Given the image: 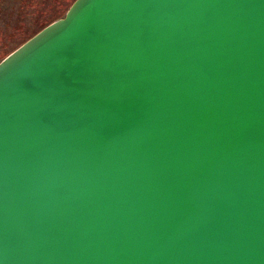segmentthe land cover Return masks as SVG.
<instances>
[{
  "label": "water",
  "instance_id": "water-1",
  "mask_svg": "<svg viewBox=\"0 0 264 264\" xmlns=\"http://www.w3.org/2000/svg\"><path fill=\"white\" fill-rule=\"evenodd\" d=\"M0 264H264V0H75L4 57Z\"/></svg>",
  "mask_w": 264,
  "mask_h": 264
},
{
  "label": "trees",
  "instance_id": "trees-1",
  "mask_svg": "<svg viewBox=\"0 0 264 264\" xmlns=\"http://www.w3.org/2000/svg\"><path fill=\"white\" fill-rule=\"evenodd\" d=\"M73 1L50 0L46 16L39 13L37 0H0V39L5 44L4 46L7 45L1 51L6 53H0V61L49 23L64 16ZM22 16L24 17L22 18ZM26 17L31 24L29 26H26ZM23 24L27 29H22ZM9 49L11 50L9 51Z\"/></svg>",
  "mask_w": 264,
  "mask_h": 264
},
{
  "label": "rangeland",
  "instance_id": "rangeland-1",
  "mask_svg": "<svg viewBox=\"0 0 264 264\" xmlns=\"http://www.w3.org/2000/svg\"><path fill=\"white\" fill-rule=\"evenodd\" d=\"M39 1V8L41 9V10H43V9H48V5H49V0H38ZM65 7V6H64ZM46 16H47V14H45ZM21 17V16H20ZM24 16H22V18H23ZM22 18H21V20H22ZM29 25H31L30 23H29V19H27V17H26V26H29ZM24 24L21 26L22 27V29H27V27H26ZM5 44L3 43V41L0 39V53H6L5 51L4 52H1L2 50H4L5 48H6V46H4ZM14 45L16 46V42L14 43ZM12 49V48H11ZM11 49H9V51L11 50ZM7 50H8V48H7ZM2 54V55H3ZM1 57V56H0Z\"/></svg>",
  "mask_w": 264,
  "mask_h": 264
},
{
  "label": "crops",
  "instance_id": "crops-1",
  "mask_svg": "<svg viewBox=\"0 0 264 264\" xmlns=\"http://www.w3.org/2000/svg\"><path fill=\"white\" fill-rule=\"evenodd\" d=\"M37 1H38V0H37ZM57 1L60 2L61 0H57ZM74 1H75V0H74ZM74 1H73V2H74ZM49 2H50V0H49ZM73 2H72V3H73ZM72 3H71V4H72ZM71 4H70V6H71ZM70 6H69V7H70ZM69 7H68V8H69ZM38 8H39V1H38ZM67 10H68V9H67ZM67 10H66V11H67ZM39 11H40L39 13H43V15L47 14V9H43V10H41V9L39 8ZM66 11H65V13H66ZM65 13H64V15H65ZM62 17H63V16H62ZM62 17H60V18H62ZM57 19H59V18H57ZM55 20H56V19H55ZM52 22H53V21H52ZM49 24H50V23H49ZM42 29H43V28H42ZM38 32H39V31H38Z\"/></svg>",
  "mask_w": 264,
  "mask_h": 264
}]
</instances>
